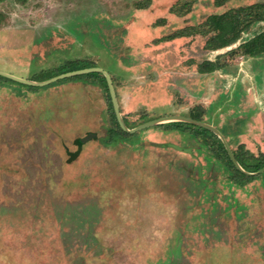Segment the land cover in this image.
<instances>
[{
    "label": "rangeland",
    "instance_id": "obj_1",
    "mask_svg": "<svg viewBox=\"0 0 264 264\" xmlns=\"http://www.w3.org/2000/svg\"><path fill=\"white\" fill-rule=\"evenodd\" d=\"M262 1L0 0V71L101 67L128 128L201 114L259 155L264 53L210 50L202 24ZM74 76L0 77V264H264V171L235 182L202 137L164 123L112 137L103 83Z\"/></svg>",
    "mask_w": 264,
    "mask_h": 264
},
{
    "label": "trees",
    "instance_id": "obj_2",
    "mask_svg": "<svg viewBox=\"0 0 264 264\" xmlns=\"http://www.w3.org/2000/svg\"><path fill=\"white\" fill-rule=\"evenodd\" d=\"M225 0H216L217 5H221ZM172 11L178 12V9L172 8ZM180 11V10H179ZM1 21V20H0ZM264 21V1L255 2L244 6H239L236 8L228 9L222 13L211 14L207 17L204 24H202L203 31L211 32V36L206 41V47L210 50L222 49L225 47L232 46L236 42L238 44L232 48L231 53L236 54L242 51L245 55L249 56H258L264 53V30L255 34L254 36L248 39H241L242 33L248 29L253 23ZM201 30V31H202ZM193 28H185L181 31L174 32L173 34L167 35V39H174L179 36L189 35L193 32ZM76 63V62H74ZM78 63V62H77ZM221 63L214 60H205L199 66V71L202 73L212 72L217 68L221 67ZM93 67L91 64H87L84 67ZM81 69V67L76 68ZM1 78H7L0 74ZM85 78L86 80H92L93 78H98L104 85L106 91V98L109 103V107L111 109V117L115 128L111 129L112 137L122 138L124 136L132 135L130 132L125 131L119 124L115 110L113 107L109 87L107 84V80L102 72L93 71L84 74H77L73 78ZM192 118L197 120H202V115H191ZM163 125L167 127H174L180 129H187L199 137H202L203 140L209 144V146L213 149L215 154L219 157L220 160L225 161L232 170L231 180L238 182L239 176L244 180H251L254 176L248 175L241 170H239L233 161L231 160L227 149L223 143V141L219 138V136L214 133L212 130L197 125L191 122L186 121H173L167 122ZM77 142L81 144L83 142V138L78 139ZM242 146H240V150H233L234 155L238 162L242 165L244 169L249 172H256L264 167V152H261L259 155H247L246 153L241 151ZM246 182V181H245Z\"/></svg>",
    "mask_w": 264,
    "mask_h": 264
},
{
    "label": "water",
    "instance_id": "obj_3",
    "mask_svg": "<svg viewBox=\"0 0 264 264\" xmlns=\"http://www.w3.org/2000/svg\"><path fill=\"white\" fill-rule=\"evenodd\" d=\"M93 71H99V72H102L104 74V76H105V78L107 80L108 87H109V91H110V95H111V99H112V103H113V107H114V110H115V114H116L117 120H118L120 126L125 131H127V132H135V131H138V130H140L142 128L148 127V126L153 125V124L173 122V121L191 122V123H194V124H197V125L204 126V127L208 128V129L212 130L214 133H216L219 136V138L223 141V143H224V145H225V147L227 149V152H228L231 160L233 161V163L235 164V166L239 170H241L242 172H244V173H246L248 175H254V174H257V173H260V172L264 171V167L261 168L260 170L256 171V172H249L246 169H244L242 167V165L236 159L233 150L231 149L229 143L227 142V140L225 139L223 134L217 128H215L214 126H212L210 124H207V123H205L203 121L197 120V119H193V118H189V117H183V116H166V117L157 118V119H154V120H150V121L144 122V123H142L139 126H136L134 128H128L126 126L123 118H122L121 112H120L119 107H118L116 94H115V89H114L113 82H112V77H111V75H110V73L108 71L104 70L101 67H88V68L78 69V70H75V71L66 72V73L60 74L58 76H55L53 78H50V79H48L46 81H42V82L26 80V79L14 76L12 74H9V73L3 72V71H0V74L4 75L6 77H9V78L15 79L17 81L26 83V84H31V85H40L41 84L42 85V84H47L49 82H52V81L57 80V79L62 78V77H68V76H73V75H77V74H84V73L93 72Z\"/></svg>",
    "mask_w": 264,
    "mask_h": 264
}]
</instances>
